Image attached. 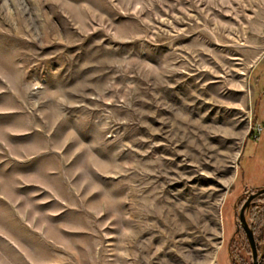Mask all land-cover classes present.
Here are the masks:
<instances>
[{
    "label": "rangeland",
    "instance_id": "obj_1",
    "mask_svg": "<svg viewBox=\"0 0 264 264\" xmlns=\"http://www.w3.org/2000/svg\"><path fill=\"white\" fill-rule=\"evenodd\" d=\"M262 187L264 0H0V264H252Z\"/></svg>",
    "mask_w": 264,
    "mask_h": 264
},
{
    "label": "water",
    "instance_id": "obj_2",
    "mask_svg": "<svg viewBox=\"0 0 264 264\" xmlns=\"http://www.w3.org/2000/svg\"><path fill=\"white\" fill-rule=\"evenodd\" d=\"M264 192V187H262L261 189L257 190L255 193H252L248 196V198L246 199V201L243 203V205L240 208L239 211V222L241 227L243 228L245 235L247 237V240L249 242L252 254H253V263L252 264H256V247H255V241H254V237H253V232L252 229L248 226L246 220H245V216H244V210L245 208L248 206L249 204V200L254 196L257 195L259 193Z\"/></svg>",
    "mask_w": 264,
    "mask_h": 264
}]
</instances>
